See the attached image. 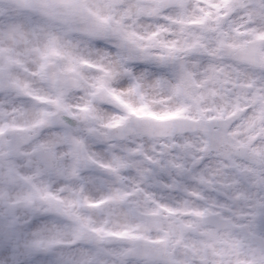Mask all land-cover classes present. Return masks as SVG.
I'll return each mask as SVG.
<instances>
[{"label":"clouds","instance_id":"1","mask_svg":"<svg viewBox=\"0 0 264 264\" xmlns=\"http://www.w3.org/2000/svg\"><path fill=\"white\" fill-rule=\"evenodd\" d=\"M0 264H264V0H0Z\"/></svg>","mask_w":264,"mask_h":264}]
</instances>
